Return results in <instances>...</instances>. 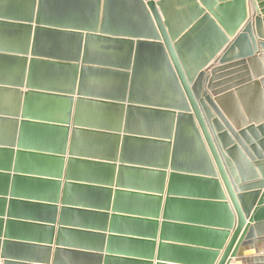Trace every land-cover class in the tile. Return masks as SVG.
<instances>
[{"label": "water", "instance_id": "1", "mask_svg": "<svg viewBox=\"0 0 264 264\" xmlns=\"http://www.w3.org/2000/svg\"><path fill=\"white\" fill-rule=\"evenodd\" d=\"M215 263L264 264V0H0V264Z\"/></svg>", "mask_w": 264, "mask_h": 264}, {"label": "crops", "instance_id": "2", "mask_svg": "<svg viewBox=\"0 0 264 264\" xmlns=\"http://www.w3.org/2000/svg\"><path fill=\"white\" fill-rule=\"evenodd\" d=\"M248 4H249V3H248ZM248 4H247V6H248ZM221 253H222V252H221ZM220 257H221V256H219V258L217 259V261L220 259ZM230 260L233 261V259H231V258H230L228 261H230ZM217 261H216V263H217ZM216 263H215V264H216Z\"/></svg>", "mask_w": 264, "mask_h": 264}]
</instances>
